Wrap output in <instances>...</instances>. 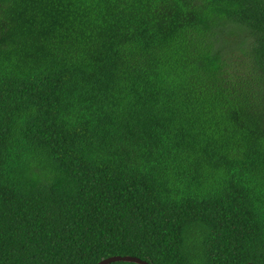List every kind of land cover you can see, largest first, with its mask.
I'll return each mask as SVG.
<instances>
[{
	"label": "trees",
	"instance_id": "obj_1",
	"mask_svg": "<svg viewBox=\"0 0 264 264\" xmlns=\"http://www.w3.org/2000/svg\"><path fill=\"white\" fill-rule=\"evenodd\" d=\"M113 256L264 264V0H0V264Z\"/></svg>",
	"mask_w": 264,
	"mask_h": 264
},
{
	"label": "water",
	"instance_id": "obj_2",
	"mask_svg": "<svg viewBox=\"0 0 264 264\" xmlns=\"http://www.w3.org/2000/svg\"><path fill=\"white\" fill-rule=\"evenodd\" d=\"M114 262H129V263H135V264H149L146 261L141 260L140 258L132 257V256H113L110 258H107L105 260H102L98 264H111ZM247 264H254V263H247Z\"/></svg>",
	"mask_w": 264,
	"mask_h": 264
},
{
	"label": "rangeland",
	"instance_id": "obj_3",
	"mask_svg": "<svg viewBox=\"0 0 264 264\" xmlns=\"http://www.w3.org/2000/svg\"><path fill=\"white\" fill-rule=\"evenodd\" d=\"M231 39H232V41H236L237 38L232 36Z\"/></svg>",
	"mask_w": 264,
	"mask_h": 264
}]
</instances>
